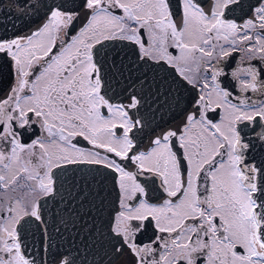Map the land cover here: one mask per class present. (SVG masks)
I'll list each match as a JSON object with an SVG mask.
<instances>
[{"label": "snow or ice", "instance_id": "snow-or-ice-1", "mask_svg": "<svg viewBox=\"0 0 264 264\" xmlns=\"http://www.w3.org/2000/svg\"><path fill=\"white\" fill-rule=\"evenodd\" d=\"M0 18V264H264V0Z\"/></svg>", "mask_w": 264, "mask_h": 264}, {"label": "flooded vegetation", "instance_id": "flooded-vegetation-1", "mask_svg": "<svg viewBox=\"0 0 264 264\" xmlns=\"http://www.w3.org/2000/svg\"><path fill=\"white\" fill-rule=\"evenodd\" d=\"M236 60H239V57H236ZM234 66H235V62H233V67H234ZM110 188H111L110 186L106 187V189H105L103 195L108 196V195H109ZM109 198H111V197H109ZM75 206H77V205L74 204V207H75ZM63 207H64L63 204L57 203V204H56V207L53 208V207H52V202L49 203V208L52 209L53 211H59V210L62 209ZM81 214H82V213H81ZM64 215H65V219L68 220V226H69L70 229L72 228V223H73V221H77V224H76L77 227H79L80 223H82L81 221L78 220V218L76 217L75 214L72 215L71 219L68 218V215H67V214H64ZM85 219H87V217H85ZM68 235H69V234L66 233V234H65V238H67ZM78 240H79V237H77V241H78ZM66 247H67V246H66Z\"/></svg>", "mask_w": 264, "mask_h": 264}, {"label": "water", "instance_id": "water-1", "mask_svg": "<svg viewBox=\"0 0 264 264\" xmlns=\"http://www.w3.org/2000/svg\"><path fill=\"white\" fill-rule=\"evenodd\" d=\"M0 22H3V18H0ZM11 28V24L8 25ZM110 186V185H109ZM111 187V186H110Z\"/></svg>", "mask_w": 264, "mask_h": 264}]
</instances>
